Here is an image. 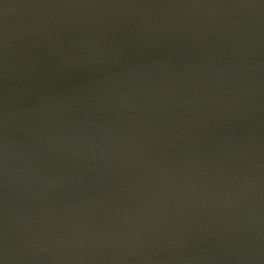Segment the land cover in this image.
Returning <instances> with one entry per match:
<instances>
[{
	"label": "water",
	"instance_id": "water-1",
	"mask_svg": "<svg viewBox=\"0 0 264 264\" xmlns=\"http://www.w3.org/2000/svg\"><path fill=\"white\" fill-rule=\"evenodd\" d=\"M0 264H264V0H0Z\"/></svg>",
	"mask_w": 264,
	"mask_h": 264
}]
</instances>
